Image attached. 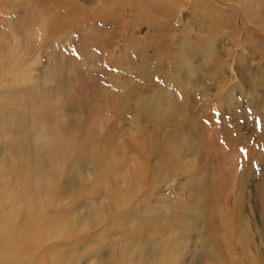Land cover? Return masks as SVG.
I'll use <instances>...</instances> for the list:
<instances>
[{
    "label": "rangeland",
    "instance_id": "374dc122",
    "mask_svg": "<svg viewBox=\"0 0 264 264\" xmlns=\"http://www.w3.org/2000/svg\"><path fill=\"white\" fill-rule=\"evenodd\" d=\"M5 197L45 263L261 264L264 0H0Z\"/></svg>",
    "mask_w": 264,
    "mask_h": 264
},
{
    "label": "bare ground",
    "instance_id": "6f19581e",
    "mask_svg": "<svg viewBox=\"0 0 264 264\" xmlns=\"http://www.w3.org/2000/svg\"><path fill=\"white\" fill-rule=\"evenodd\" d=\"M6 197H8V195ZM6 197L2 199V202L5 203L4 209L3 210L0 209V264H49V263H45V261L51 260V259L48 258V255H47L51 251L45 250V249H43L41 247L36 249V250H34L29 245V244H32V243H34L36 241V239H37L36 236H39L41 238L40 239L41 244L44 245L45 242H46L44 236L40 235L38 232H36V231L39 230V228H36L37 227V222H35V224L32 225L31 227H28L27 225L25 227H23L20 222H19L18 225H16L14 223L15 218L14 219L10 218L11 215H9V214H12V213L8 212L5 216L1 215L2 212L7 210L8 202L10 201V200L6 199ZM113 204L114 205L118 204V201L114 200ZM21 206H24V204H21ZM10 207H12L11 203H10ZM9 219L13 220V221L8 223L7 224L8 226H6V224L4 225V223L7 222V220H9ZM23 221H24V218H21V222H23ZM45 222H46V220H45ZM41 225H43V224H41ZM71 226H74V224L71 225ZM71 226H69V228ZM10 228L12 230L14 229L13 230V236L10 235V231H9ZM57 228L59 230L48 229L46 227L42 228V229L45 230L47 233H49L51 235L54 233V231H56V232L60 233V235H58L56 237L57 240L61 239L62 241H66V239H68V237L67 238H61L63 236V233H64V227L62 225H59V226H57ZM69 228H68V230H69ZM68 230H67L66 234L70 235L71 233ZM33 233H34V236H32ZM259 233H261V232H259ZM76 237H78V236H76ZM260 239H262V238H260ZM54 241H56V239ZM231 248H232V245H231L230 239L228 240L227 245L224 246V251H223V249H220L219 246H216V247L213 248L216 260L220 261L218 264H233L232 263V259L234 257L231 256V254L228 251V249H231ZM58 256H59V254H58ZM62 259H64V258H62ZM57 260H58V258L53 259V261H57ZM256 260H258V259H256ZM262 260H260V261H262ZM68 262H70L69 264H79L78 259L71 260L69 258ZM262 263H264V260L262 261ZM104 264H107V261H105ZM124 264H145V261H143L142 257H136V258H133V259H128V261L125 262Z\"/></svg>",
    "mask_w": 264,
    "mask_h": 264
}]
</instances>
